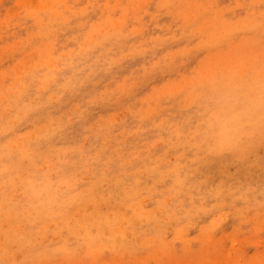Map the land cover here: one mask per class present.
I'll return each instance as SVG.
<instances>
[{"label":"rangeland","instance_id":"obj_1","mask_svg":"<svg viewBox=\"0 0 264 264\" xmlns=\"http://www.w3.org/2000/svg\"><path fill=\"white\" fill-rule=\"evenodd\" d=\"M263 18L0 0V264H264Z\"/></svg>","mask_w":264,"mask_h":264},{"label":"bare ground","instance_id":"obj_2","mask_svg":"<svg viewBox=\"0 0 264 264\" xmlns=\"http://www.w3.org/2000/svg\"><path fill=\"white\" fill-rule=\"evenodd\" d=\"M256 15H257V14H256ZM252 17H253V16H252ZM254 17H255V16H254ZM263 19H264V18H263ZM258 20H259V19H258ZM237 22H238V21H237ZM239 22H241V21H239ZM244 22H245V21H244ZM261 22H262V21H261ZM263 22H264V20H263ZM245 23H246V22H245ZM256 24H257V23H256ZM260 24H261V23H260ZM263 24H264V23H263ZM263 26H264V25H263ZM248 27H249V26H248ZM258 27H259V26H258ZM258 27H257V28H258ZM253 28H254V27H253ZM257 28H255V29H257ZM258 29H259V28H258ZM248 31H249V30H248ZM250 31H251V29H250ZM251 33H252V32H251ZM259 34H260V33H259ZM254 35H255V34H254ZM263 35H264V34H263ZM159 45H160V44H159ZM160 46H161V45H160ZM83 49H84V48H83ZM88 49H89V48H88ZM118 58H119V57H118ZM118 60H119V59H118ZM221 71L223 72V70H221ZM221 71H219V72L221 73ZM224 72H225V71H224ZM248 73H250V72H248ZM224 74H226V73H224ZM252 74H253V73H252ZM254 74H255V72H254ZM218 75H219V74H218ZM243 76H244V75H243ZM247 76H248V75H247ZM252 76H253V75H252ZM215 77H216V76H215ZM225 77H226V76H225ZM234 77H235V76H234ZM245 77H246V76H245ZM248 77L250 78V76H248ZM231 78H232V77H230L229 80H231ZM258 78H260V76H259ZM263 78H264V77H263ZM236 79H237V78H236ZM247 79H248V78H247ZM227 80H228V79H227ZM212 81H213V80H212ZM231 81H232V80H231ZM246 81H247V80H246ZM242 82H243V81H242ZM260 82H261V81H260ZM262 82H263V81H262ZM218 83H219V82H218ZM232 83H233V81H232ZM239 83H240V82H239ZM211 84H212V83H211ZM229 84L231 85V83H229ZM236 84H237V82H236ZM255 84H256V83H255ZM262 84H263V83H262ZM212 86H214V85H211V87H212ZM220 86H222V85H220ZM247 86H248V85H247ZM231 87H232V86H231ZM207 88H208V87H207ZM236 88H237V86H236ZM236 88H235V89H236ZM240 88H241V87H240ZM240 88H239V89H240ZM249 88H250V87H249ZM262 88H263V86L261 87V89H262ZM210 89H211V88H210ZM215 89H216V87H215ZM225 89H227V88H225ZM235 89H234V90H235ZM227 90H228V89H227ZM204 91H205V90H204ZM210 91H211V90H210ZM243 91H244V90H243ZM201 92H202V91H201ZM225 92H226V91H225ZM228 92H229V91H228ZM230 92H232V91H230ZM237 93H239V92H237ZM240 93H241V92H240ZM240 93H239V94H240ZM242 93H243V92H242ZM198 94H199V93H198ZM201 94H202V93H201ZM222 94H223V93H222ZM225 94H226V93H225ZM227 94H228V93H227ZM232 94H233V93H232ZM253 95H254V94H253ZM258 95H260V94H258ZM214 96H215V95H214ZM221 96H224V95H221ZM238 96H240V95H238ZM238 96H237V97H238ZM247 96H248V95H247ZM228 97H230V95H228ZM231 97H232V96H231ZM231 97H230V99H231ZM211 98H212V97H211ZM217 98H220V97H217ZM222 98L224 99V97H222ZM226 98H227V97H226ZM239 98H240V97H239ZM218 100H222V99H218ZM238 100H239V99H238ZM242 100H243V98H242ZM212 101H213V100H212ZM227 101H228V100H227ZM214 102H215V101H214ZM224 102H225V101H224ZM238 102H239V101H238ZM215 103H216V102H215ZM219 103H221V102H219ZM225 103H226V102H225ZM227 103H228V102H227ZM227 103H226V105H227ZM235 103H236V102H235ZM246 103H247V102H246ZM230 104H231V102H230ZM253 104H254V103H253ZM256 104H257V103H256ZM216 105H218V104H216ZM220 105H223V104L221 103ZM235 105H236V104H235ZM241 105H242V104H241ZM249 105H250V104H249ZM214 106H215V105H214ZM230 106L232 107L233 105H230ZM246 106H247V105H246ZM254 106H257V105L254 104ZM216 107H217V106H216ZM226 107H227V106H226ZM226 107H225V108H226ZM207 108H208V107H207ZM207 108H206V109H207ZM214 108H215V107H214ZM214 108H213V109H214ZM218 108H219V107H218ZM222 108H223V107H222ZM227 108H229V103H228V107H227ZM242 108H243V107H242ZM254 108H255V107H254ZM216 109H217V108H216ZM252 109H253V108H252ZM221 110H222V109H221ZM240 110H241V109H240ZM245 110H247V109H245ZM253 110H254V109H253ZM224 111H225V110H224ZM226 111H227V110H226ZM235 111H236V110H235ZM248 111H250L249 108H248ZM210 112H211V111H210ZM222 112H223V111H222ZM236 112H237V111H236ZM213 113H214V111H213ZM217 113H218V112H217ZM234 113H235V112H234ZM238 113H239V112H238ZM248 113H249V112H248ZM253 113H254V112H253ZM209 114H211V113H209ZM220 114H221V113H220ZM224 114H225V113H224ZM232 114H233V113H232ZM246 114H247V113H246ZM211 115H212V114H211ZM215 115H216V112H215ZM215 115H214V116H215ZM226 115H227V113H226ZM235 115H238V114H235ZM235 115H234V116H235ZM241 115H242V114H241ZM257 115H258V114H257ZM263 115H264V114H263ZM208 116H209V115H208ZM214 116H213V117H214ZM216 116H217V115H216ZM238 116H239V115H238ZM260 116H262V115H260ZM211 117H212V116H211ZM219 117H220V116H219ZM219 117H218V118H219ZM221 117H222V116H221ZM221 117H220V118H221ZM229 117H230V116H229ZM245 117H246V116H245ZM253 117H254V116H253ZM222 118H223V117H222ZM222 118H221V119H222ZM225 119H227V118H225ZM239 119H240V117H239ZM213 120H214V119H212V121H213ZM222 120H223V119H222ZM247 120H248V119H247ZM200 121H201V120H200ZM212 121L209 120V123L212 122ZM240 121H241V120H240ZM240 121H239V122H240ZM181 122H182V121H181ZM233 122H234V121H233ZM235 122H236V120H235ZM237 122H238V121H237ZM209 123H208V124H209ZM222 123H223V122H222ZM246 123H248V122H246ZM257 123H258V122H257ZM226 124L228 125L229 123H226ZM231 124H232V122H231ZM236 124H238V123H236ZM239 124H241V123H239ZM258 124H260V122H259ZM211 125H212V123H211ZM222 125H223V124H222ZM227 125H226V126H227ZM241 125H242V124H241ZM176 126H177V125H176ZM176 126H175V127H176ZM220 126H221V124H220ZM226 126H225V129L227 128ZM175 127H174V128H175ZM213 127L215 128L214 125H213ZM222 127H223V126H222ZM222 127H221V128H222ZM229 127H230V126H229ZM251 127H252V126H251ZM258 127H259V126H258ZM258 127H257V128H258ZM261 127H262V125H261ZM221 128H219V129H221ZM241 128H242V127H241ZM252 128H253V127H252ZM172 129H173V128H172ZM227 129H228V128H227ZM230 129H231V128H230ZM253 129H255V128H253ZM258 129H259V128H258ZM192 130H193V129H192ZM206 130H207V129H206ZM223 130H224V129H223ZM240 130H241V129H240ZM244 130H245V129H244ZM227 131H228V130H227ZM229 131H230V130H229ZM234 131H236V130H233V132H234ZM245 131H246V130H245ZM262 131H263V130H262ZM212 132H213V131H212ZM217 132H218V131H217ZM219 132H220V131H219ZM252 132H253V131H252ZM260 132H261V131H260ZM194 133H195V132H194ZM194 133H193V135H195ZM228 133H229V132H228ZM244 133H245V132H244ZM211 134H212V133H211ZM218 134H219V133H216V135H218ZM223 134H224V133H223ZM225 134H226V133H225ZM229 134H230V133H229ZM237 134H238V133H237ZM206 135H207V134H206ZM214 135H215V134H214ZM234 135H236V134L234 133ZM234 135H233V136H234ZM244 135H245V134H244ZM251 135H252V134H251ZM261 135H262V134H260V136H261ZM211 136H213V135H211ZM218 136H219V135H218ZM233 136H232V137H233ZM238 136H239V135H238ZM242 136H243V134H242ZM248 136H249V135H248ZM203 137H204V135H203ZM213 137H214V136H213ZM226 137H229V136H226ZM254 137H255V136H254ZM262 137H263V135H262ZM216 138H217V137H216ZM220 138L222 139L221 136H220ZM223 138H224V137H223ZM229 138H231V137H229ZM235 138H236V137H235ZM188 139H189V138H188ZM221 139H220V141H221ZM227 139H228V138H227ZM231 139H232V138H231ZM236 139H237V138H236ZM218 140H219V139H218ZM234 140H235V139H234ZM239 140H240V139H239ZM253 140H254V139H253ZM175 141H176V140H175ZM220 141H219V142H220ZM222 141H223V140H222ZM222 141H221V142H222ZM236 141H238V139H237ZM244 141H245V140H244ZM177 142H179V140H178ZM186 142H188V141H186ZM224 142H225V141H224ZM183 143H184V142H183ZM183 143H182V144H183ZM195 143H196V141H195ZM235 143H236V142H234V144H235ZM242 143H243V142H242ZM244 143H245V142H244ZM250 143H251V142H250ZM192 144H193V143H192ZM198 144H199V143H198ZM217 144H218V143H217ZM231 144H233V143H231ZM248 144H249V142H248ZM248 144H246V145H248ZM261 144H262V143H261ZM213 145H214V144H213ZM215 145H216V142H215ZM215 145H214V146H215ZM220 145H221V144H220ZM227 145H228V143H227ZM227 145H226V146H227ZM257 145H258V143H257ZM257 145H256V146H257ZM182 146H183V145H182ZM218 146H219V145H218ZM222 146H223V145H222ZM222 146H221V147H222ZM230 146H231V145H230ZM216 147H217V146H216ZM219 147H220V146H219ZM224 147H225V146H224ZM248 147H249V145H248ZM253 147L255 148V146H253ZM253 147L251 146L250 151L252 150ZM188 148H189V147H188ZM213 148H214V147H213ZM225 148H226V147H225ZM256 148H257V147H256ZM211 149H212V147H211ZM211 149H210V150H211ZM214 149H215V148H214ZM220 149H221V148H220ZM220 149H219V150H220ZM223 149H224V148H223ZM223 149H222V150H223ZM229 149H230V148H229ZM215 150H216V149H215ZM222 150H220V151H222ZM224 150H225V149H224ZM230 150H232V148H231ZM230 150H229V151H230ZM244 150H245V149H244ZM246 150H247V149H246ZM258 150H259V148H258ZM195 151H196V150H195ZM220 151H219V152H220ZM226 151H228V149H226ZM216 152H218V151L216 150ZM239 152H240V151H239ZM241 152H242V151H241ZM245 152H246V151H245ZM206 153H207V151H206ZM209 153H210V151H209ZM231 153H232V152H231ZM243 154H244V153H243ZM243 154H242V156H243ZM205 155H206V154H205ZM248 155H251V154H248ZM200 156H202V155H200ZM239 157H241V156H239ZM239 157H238V158H239ZM236 158H237V157H236ZM188 159H190V158H188ZM239 159H240V158H239ZM241 159H242V158H241ZM243 159H244V158H243ZM189 161H191V160H189ZM183 165H184V164H183ZM176 169H177V168H176ZM7 172H8V171H7ZM245 172H247V171H245ZM29 176H30V174H29ZM23 181H24V180H23ZM36 181H38V180H36ZM181 181H182V180H181ZM179 182H180V181H179ZM260 201H261V200H260ZM6 204H7V203H6ZM1 207H2V206H1Z\"/></svg>","mask_w":264,"mask_h":264},{"label":"snow or ice","instance_id":"obj_3","mask_svg":"<svg viewBox=\"0 0 264 264\" xmlns=\"http://www.w3.org/2000/svg\"><path fill=\"white\" fill-rule=\"evenodd\" d=\"M262 112H264V103H262ZM262 130H264V117H262Z\"/></svg>","mask_w":264,"mask_h":264}]
</instances>
